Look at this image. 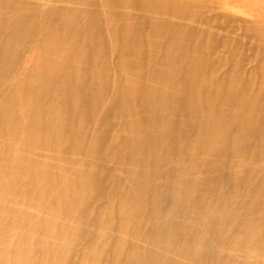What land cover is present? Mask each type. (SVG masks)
Returning a JSON list of instances; mask_svg holds the SVG:
<instances>
[{
	"label": "bare ground",
	"instance_id": "6f19581e",
	"mask_svg": "<svg viewBox=\"0 0 264 264\" xmlns=\"http://www.w3.org/2000/svg\"><path fill=\"white\" fill-rule=\"evenodd\" d=\"M140 1L66 0L38 21L45 70L21 104L34 108L18 171L32 177L7 192L0 173V264H74L85 239L75 264H264V18L245 24L260 38L245 36L246 56L243 40L212 29L187 44L198 14L186 18L181 0L127 18ZM40 9L0 0V65L11 15L32 23ZM140 19L138 33L127 26ZM11 90L0 87L1 139Z\"/></svg>",
	"mask_w": 264,
	"mask_h": 264
},
{
	"label": "rangeland",
	"instance_id": "374dc122",
	"mask_svg": "<svg viewBox=\"0 0 264 264\" xmlns=\"http://www.w3.org/2000/svg\"><path fill=\"white\" fill-rule=\"evenodd\" d=\"M43 1L44 0H38V2H40L41 5H42V10L40 9L41 13L38 14V16H37L38 19L34 20L32 23H31L30 20H28L30 18L27 17V15H24L25 17L22 15L23 12H19L18 18H17V16H14V15H13V18H12V15H11V20L9 21V24L12 25L13 27H10V28L7 27L6 28V32H5V35H4V38H3V43L4 42H6L5 44L8 43V46L12 45L13 47H11V49L12 48L13 49L12 50H9L8 48L5 49L6 52H9V53H5L6 56L4 57V63L2 62L1 65H0V70H1L0 72H2V73H0V75H1L0 76L1 77L0 78V82H2L3 80L4 81L6 80L5 82H2L3 84L2 83L1 84L3 86H5V85L7 86L8 85L9 87H11L12 90H11L10 93L12 94V98H14V101L16 103L14 105V108H13V111H12L13 113H11V115H10L11 118L6 116V119H9L7 121V127H6V125L4 126V129L7 132V136L5 137V139H4V137H2V139L0 138V142H1L0 143V173L2 174V179H4V181H3L4 190L7 191V192L10 190L9 187L10 186L12 187V183L13 182L16 183L17 179H20V180L16 184H18V183L25 184V182L28 181V179H30V177H32L31 176V172H30L32 170L27 171V169H26L25 173L23 174V176H21L18 171H19L20 160L23 159V152H24L23 150L25 148L24 147L25 146L24 143L29 137L27 135V132L25 131V127L29 126V124H30V116L32 115L31 111L34 108V103H33L32 100H29L27 104L28 105L31 104V105H30V107L28 109H22L21 107L24 105L23 104L24 103V99L28 98V97H26V92L28 90V87H31V84L35 83L34 82L35 79L39 80L41 75L44 74V70H45V68H42V65L40 64V58L37 59V56L40 54L41 44L45 40L44 34L45 35L48 34L49 30L48 29H46L45 31L43 30L42 33H41V36L39 35V36L36 37L37 39H34L35 36L37 35V31H38L36 25L38 24V21H39V23L41 22L40 20L44 21L46 19L48 13L52 12L53 10H55L56 7H58V5L62 1L64 2L66 0H62V1L61 0H59V1L58 0H54L55 3H54L53 0H45L44 2ZM135 1H140V0H135ZM49 2H51V3L48 4ZM52 2H53V4H52ZM140 2L142 4H136V6H134L133 8L131 7L130 13L127 16V18L130 17L129 19H131L133 17V19H137V17L135 15L138 12L140 13V11L137 10L138 6H139V8L140 7L144 8L143 11L145 10L147 15L150 16V13H151V14H153V17L155 16V17L158 18V15L160 14L158 8H160L161 5L165 4L161 0V4L159 3L160 6L158 4L157 7H153V6L150 5L152 0H141ZM181 2H182L181 5L187 10V13H185L186 18L190 17V16L192 18L197 16V17L193 18V19H195V23L194 22L191 23V27H190L191 31L189 32V34L184 39V41L187 44H194L197 41V43L200 46H202L203 43H204V40H205L204 33H202V32L206 31L208 29H212L215 34L219 33V34L223 35V33L226 32L224 36L233 35L236 38H239L241 40V42L243 40L242 45L243 44L244 45L241 47V50H243V55H246V56L254 55V53H255L254 51H255L256 47L254 48L253 45L250 44V42L248 40L246 41L245 36L248 39H251L254 42L259 41L260 38L258 37L256 32L250 30L248 27L245 26V24L246 23L247 24L253 23L256 20V18H257L256 16H258V15L260 17L264 18V0H181ZM3 3L4 2L2 1L1 4L3 5ZM166 3H168V2H166ZM44 4H45V6L43 7ZM45 7H46V9H45ZM178 8L181 9V7H178ZM49 10H52V11H49ZM13 12H15L14 9H13ZM155 13L156 14L158 13V14L156 15ZM59 14H61V13H59ZM195 14H198V15H195ZM160 16H161V14H160ZM13 19L16 21L15 23H14ZM23 19H25L24 20L25 22L22 21ZM202 20L204 21L203 24L201 23ZM130 22H134V21L131 20ZM25 23H26V25H25ZM27 23L28 24L30 23L29 24L30 26L27 25ZM118 23H119V25L122 28L126 24V23H124V20L120 21ZM140 24H142V19H140V21L139 20H137V21L135 20L134 25H133V23L132 24L129 23V24H127V26H129L131 28L133 27V30L138 33L137 27H138V25L140 26ZM2 25H3V21H2V19H0V26L4 27ZM16 26H19V27H16ZM194 27H196V28H194ZM22 28H23V30H22ZM25 28L26 29L28 28L27 29V31H29L28 33L26 31H24ZM198 28H199V34H201V36H203L202 39H199L198 37H195V36L192 35V32L193 31H197ZM18 31H19V34H18ZM46 31L48 33H46ZM233 31H235L236 34ZM11 32H13L15 34H13ZM21 32H23L25 34H23ZM12 34H13V37H12ZM10 35H11V37H10ZM16 37H18V38H16ZM118 37H119V34H118ZM6 38H8V39H6ZM10 38H11V40H10ZM14 38H16V39H14ZM133 38H135L134 32H133ZM11 41L13 43L9 44V42H11ZM30 43H31V45H30ZM33 43H34V45H33ZM248 45H249V48L246 49V46L248 47ZM28 46H30V48ZM25 47H27V51H29V52H28V54L25 57H23L21 55L20 51H22L21 49H24ZM32 47H33V49H32ZM249 51H250V53H249ZM9 56H10V59L12 60V62H10L11 61L10 59H7ZM27 56H29V57H27ZM22 61L25 62V63H23ZM5 62L7 64H5ZM62 64L63 63L61 61L57 62L55 64L54 70L61 69L62 68ZM4 66H7V67L4 68ZM9 66H11V67H9ZM20 66L23 67V70H22L23 71V74H22L23 76L22 77H20L19 72L16 70V68L20 67ZM4 70H6L7 72L4 71ZM10 70H11V72H10ZM3 73H5V74H3ZM2 74L5 77V79H3L4 77H2ZM1 84H0V87H3V86H1ZM19 84H21V85H19ZM20 97H21V99H20ZM0 98H1V96H0ZM2 100H3V102L6 103L8 101V98H6V101H5V98H3ZM5 103H4V105H5ZM21 104H22V106H21ZM21 113L24 114V120H23L24 124H22V127L20 128V134L18 136L19 140H17V139H15L16 136H14L13 133L16 131V129L18 127V125L16 124L15 120L19 119ZM27 118H28V120H27ZM10 134H12L11 137H10ZM121 138L123 139L122 135H121ZM4 144L6 146H8V147H10L12 145V147H10V150H9L10 156L8 158H6V160H4V163H3V162H1V158L5 157V156L1 155V153L5 154V152H2L3 148L5 146ZM36 147H37V153L43 152V148L42 147H40L39 145L36 146ZM14 158H16V160ZM14 162H15V164H14ZM8 184H9V186H8ZM94 205H96V204H94ZM3 208L4 207H3V204H2L0 210L2 211ZM98 209H100V205L97 207V210ZM0 213L2 214V212H0ZM102 227H104V225ZM3 231L5 233L4 226H2V228L0 230V238L3 239V243H4L5 239H4V236L2 237V234H1ZM91 231H93V232L96 231V228L92 227ZM10 243H11V240H7L6 246L8 247ZM0 244H2V240H0ZM86 245H87L86 239L84 241H80L78 249H77V252H76V255L74 256L76 258V261L73 260L74 264L77 262V260H78L77 258H79V253H81L85 249ZM31 248L32 247H29L27 250H30ZM115 248L117 250L118 247L115 245ZM5 255H6V253L4 252V249L1 247L0 248V258L2 259V262L4 260ZM74 257H73V259H75ZM30 262L31 261L29 259V260L26 261V264H28ZM107 262L108 261L106 260L102 264H108ZM10 264H12V263H10Z\"/></svg>",
	"mask_w": 264,
	"mask_h": 264
}]
</instances>
